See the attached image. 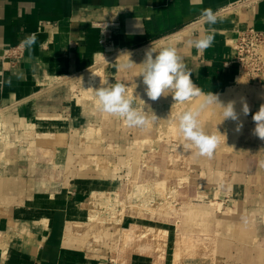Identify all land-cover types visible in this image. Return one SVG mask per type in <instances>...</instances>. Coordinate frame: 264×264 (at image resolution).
<instances>
[{
  "label": "crops",
  "instance_id": "0c3cea01",
  "mask_svg": "<svg viewBox=\"0 0 264 264\" xmlns=\"http://www.w3.org/2000/svg\"><path fill=\"white\" fill-rule=\"evenodd\" d=\"M205 9L220 21L202 22ZM103 25L109 45L100 41ZM249 26L264 30V0H0V264H167L168 228L141 223L123 211L108 215L120 242L103 228L108 223L102 208L115 204L110 198L117 194L116 183L90 170L92 163L74 162L73 144L67 181L55 174L57 165L38 163L29 171L26 148L6 146L28 141L36 148L55 147L78 139L93 103L77 98L62 81L101 63L110 50L174 47L194 84L219 96L241 78L231 61L232 42ZM209 27L215 29L214 43L198 52L188 41L202 38ZM33 34L35 43L26 45ZM16 46L20 53L4 56V49ZM119 66L104 68L108 83L127 77ZM261 104L264 86L252 94L248 119ZM247 137L253 132H245ZM244 162L251 167L254 159ZM82 164L94 176L77 175ZM156 227L168 230L158 250ZM156 252H165L164 258L156 260Z\"/></svg>",
  "mask_w": 264,
  "mask_h": 264
},
{
  "label": "rangeland",
  "instance_id": "374dc122",
  "mask_svg": "<svg viewBox=\"0 0 264 264\" xmlns=\"http://www.w3.org/2000/svg\"><path fill=\"white\" fill-rule=\"evenodd\" d=\"M118 51L125 54V58L109 61L104 68L113 65L117 71L119 63V68L125 70L127 77L122 80L116 76L115 79L127 85L137 108L147 111L149 117L153 113L157 116L148 130L128 128L120 119L101 113L94 105L96 97L93 89L109 84L105 74L98 76L99 79L92 85L86 81L102 65L99 60L96 66L62 81L70 85L77 98L93 103L88 122L77 133L80 135L78 139L61 142L55 147L36 148L28 141H17L6 147L15 148L22 144L28 154L29 171L34 172L38 163L57 165L59 173L51 172L67 181V165L72 163L68 162V157L73 144L77 150L71 157L74 162L85 160L92 163L90 170L98 171L97 174L116 183L117 194L110 198L113 202L115 199V204L109 203L102 208V219L108 223L107 228H103L112 232L116 241L120 242L121 233L108 218L111 214L117 217L123 211L124 215L134 214L141 223L170 230L172 236L167 264H264V168L260 166V160H264V140L256 135L244 140L245 132H253L255 123L242 112L243 103L246 102L249 107L252 94L264 86V76L251 79L242 75L233 86L234 94L220 101L224 105L229 101L235 102L234 109L243 123L240 132L236 131V121H222L223 109L219 105H212L203 111L200 119L205 131L217 135L219 131L226 136V141L223 136L220 137L219 146L208 158L184 146L177 134L178 115L197 103L193 100L175 103L171 95L162 96L157 101L149 100L144 94L142 76H139L144 50ZM129 60L136 65L121 67ZM245 158L254 159L251 167L245 166ZM10 160L12 162L13 157ZM86 166L82 164L80 167L83 170L77 175L94 176V173L84 169ZM234 183H246L247 187L233 189ZM156 229L154 246L158 250L168 230ZM118 236L120 240H117ZM141 250L148 251L145 248ZM164 256L165 252H156V260Z\"/></svg>",
  "mask_w": 264,
  "mask_h": 264
},
{
  "label": "clouds",
  "instance_id": "9594fccd",
  "mask_svg": "<svg viewBox=\"0 0 264 264\" xmlns=\"http://www.w3.org/2000/svg\"><path fill=\"white\" fill-rule=\"evenodd\" d=\"M200 18L202 22L209 26H213L220 21L218 15L211 9H205ZM214 39L215 29L209 27L205 36L191 39L188 44L198 52H203L213 45ZM35 41L36 36L33 34L24 43L31 46ZM134 65L136 64L129 60L121 67L132 68ZM141 65L139 76H142V83L145 86L144 94L149 100L157 101L162 96L171 95L175 103L183 104L192 101L194 98H199V102L195 106L178 115L176 126L177 134L183 140L184 146L195 149L197 155L211 158L219 146L220 137L223 136L226 141V136L218 130L219 135L209 134L205 131L200 117L208 107L219 105L223 109L222 121L231 119L237 122V132L242 129L243 123L239 120V114L234 109L235 102L229 101L224 105L219 101L218 94L211 91L205 93L200 87L196 86L191 71L176 48L169 46L162 48L159 52H154L151 47L145 49ZM93 91L96 97L97 109L101 113L120 119L128 128L148 130L157 120L154 113L149 117L147 111L135 106L134 96L129 94L127 85L122 82L117 81L100 85L94 88ZM140 100L148 107V110H151L144 100ZM242 112L244 116H247L250 112L246 102L243 103ZM252 120L255 123L253 134L264 140V104H261L259 110L252 115ZM260 166L264 167V161L260 162Z\"/></svg>",
  "mask_w": 264,
  "mask_h": 264
},
{
  "label": "built area",
  "instance_id": "2783aa9c",
  "mask_svg": "<svg viewBox=\"0 0 264 264\" xmlns=\"http://www.w3.org/2000/svg\"><path fill=\"white\" fill-rule=\"evenodd\" d=\"M253 2L256 0H245ZM101 43L109 45L110 35L107 33L105 25L101 26ZM233 55L232 63L238 67L239 75L249 78L261 79L264 76V30H259L254 26L240 29L232 42ZM21 46L4 49V56L18 54Z\"/></svg>",
  "mask_w": 264,
  "mask_h": 264
},
{
  "label": "bare ground",
  "instance_id": "6f19581e",
  "mask_svg": "<svg viewBox=\"0 0 264 264\" xmlns=\"http://www.w3.org/2000/svg\"><path fill=\"white\" fill-rule=\"evenodd\" d=\"M125 56L126 55L123 54V53L120 54V51H118V50L113 52V53L107 54V56L102 60V62H101L102 65L100 66V68H97V69L95 68L96 70L93 71L94 72V73H92L93 75L90 76V78H88V79L86 78L87 83L89 82V85H92L95 80L99 79L98 76H100V75L102 76L104 74L103 73L104 65L107 64L109 61H112V60L119 61V59L125 58ZM233 89H235V87L232 86V87H230L228 89L227 92L220 94L219 95V101H223V100L225 101L226 99H228V97L230 95H233L234 94V92H232ZM193 101L198 103L199 102V98H195V99H193ZM176 173H179V172H176ZM172 176H173V174H172ZM162 182H164V180H162Z\"/></svg>",
  "mask_w": 264,
  "mask_h": 264
}]
</instances>
